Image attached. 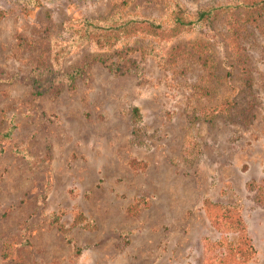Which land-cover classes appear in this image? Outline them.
<instances>
[{
    "label": "rangeland",
    "instance_id": "374dc122",
    "mask_svg": "<svg viewBox=\"0 0 264 264\" xmlns=\"http://www.w3.org/2000/svg\"><path fill=\"white\" fill-rule=\"evenodd\" d=\"M218 1L181 0L193 15ZM128 15L164 21L166 0L0 17V264H212L208 243L237 235L205 198L240 206L255 248L243 264H264V207L246 187L264 178V14L86 44L50 65L66 22Z\"/></svg>",
    "mask_w": 264,
    "mask_h": 264
},
{
    "label": "trees",
    "instance_id": "16d2710c",
    "mask_svg": "<svg viewBox=\"0 0 264 264\" xmlns=\"http://www.w3.org/2000/svg\"><path fill=\"white\" fill-rule=\"evenodd\" d=\"M0 17L13 11L27 14L35 7L59 0H2ZM166 20L142 16H111L79 18L66 22L70 36L64 40L55 39L50 53V65L57 68L64 55L76 51L86 44L96 48H109L120 40L146 35L159 40H169L179 34L196 29L211 22L218 13L230 11H246L251 15L264 14V0H221L213 4L201 6L191 14L181 0H166ZM71 26V27H70ZM233 106L226 99L210 109V112H223ZM134 120L138 109L133 108ZM6 134V133H5ZM246 187L254 194L255 202L264 207V178L249 180ZM208 216L219 224H224L236 233L234 242H210L206 249L212 254V264H243L255 254V248L248 234L247 226L240 214V206L231 203L215 202L208 198L203 200ZM55 221L58 219L55 217Z\"/></svg>",
    "mask_w": 264,
    "mask_h": 264
}]
</instances>
